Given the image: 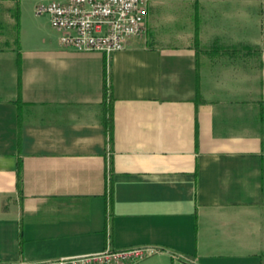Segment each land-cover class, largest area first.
Instances as JSON below:
<instances>
[{
  "label": "crops",
  "instance_id": "0c3cea01",
  "mask_svg": "<svg viewBox=\"0 0 264 264\" xmlns=\"http://www.w3.org/2000/svg\"><path fill=\"white\" fill-rule=\"evenodd\" d=\"M51 1L0 0V261L264 264V0H149L110 55Z\"/></svg>",
  "mask_w": 264,
  "mask_h": 264
},
{
  "label": "built area",
  "instance_id": "2783aa9c",
  "mask_svg": "<svg viewBox=\"0 0 264 264\" xmlns=\"http://www.w3.org/2000/svg\"><path fill=\"white\" fill-rule=\"evenodd\" d=\"M149 0H68L51 1L37 8L46 15L53 29L60 32V44L78 52H101L110 55L127 48L131 38L140 36L148 17ZM146 245L104 251L61 259L45 264H140L163 252ZM0 264H13L0 261Z\"/></svg>",
  "mask_w": 264,
  "mask_h": 264
},
{
  "label": "trees",
  "instance_id": "16d2710c",
  "mask_svg": "<svg viewBox=\"0 0 264 264\" xmlns=\"http://www.w3.org/2000/svg\"><path fill=\"white\" fill-rule=\"evenodd\" d=\"M197 33H198V30H197ZM196 39L198 40V36L196 37ZM107 112L109 113V117H108V120L106 121V128H107L108 133H109L111 140H112V131H113L112 108H109L107 110ZM18 170H19V179H20V171H21L20 163L18 165Z\"/></svg>",
  "mask_w": 264,
  "mask_h": 264
}]
</instances>
